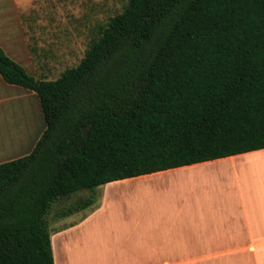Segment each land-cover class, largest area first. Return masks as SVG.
<instances>
[{
    "label": "trees",
    "instance_id": "16d2710c",
    "mask_svg": "<svg viewBox=\"0 0 264 264\" xmlns=\"http://www.w3.org/2000/svg\"><path fill=\"white\" fill-rule=\"evenodd\" d=\"M98 32L56 79L0 47L46 125L0 163V264H54L49 216L75 191L264 148V0H127Z\"/></svg>",
    "mask_w": 264,
    "mask_h": 264
},
{
    "label": "crops",
    "instance_id": "0c3cea01",
    "mask_svg": "<svg viewBox=\"0 0 264 264\" xmlns=\"http://www.w3.org/2000/svg\"><path fill=\"white\" fill-rule=\"evenodd\" d=\"M38 8L0 0V47L51 79L38 63L43 24L29 19ZM45 126L36 92L0 74V163L30 153ZM96 189L92 204L51 225L54 264H264V148Z\"/></svg>",
    "mask_w": 264,
    "mask_h": 264
},
{
    "label": "rangeland",
    "instance_id": "374dc122",
    "mask_svg": "<svg viewBox=\"0 0 264 264\" xmlns=\"http://www.w3.org/2000/svg\"><path fill=\"white\" fill-rule=\"evenodd\" d=\"M39 7L29 14V19L43 24V60L47 76L55 79L67 67L76 65L84 56L91 40L98 35L99 27L110 17L122 11L127 0H33ZM34 55H37L36 48ZM100 189H81L70 196L59 199L49 216L50 224L58 226L60 219L55 215L80 199L96 200Z\"/></svg>",
    "mask_w": 264,
    "mask_h": 264
}]
</instances>
